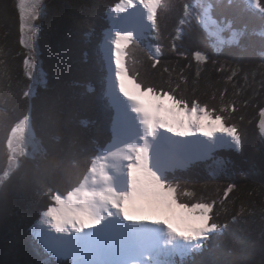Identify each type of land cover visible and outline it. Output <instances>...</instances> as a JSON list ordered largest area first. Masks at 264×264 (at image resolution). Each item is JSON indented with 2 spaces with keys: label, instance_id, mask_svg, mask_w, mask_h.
<instances>
[{
  "label": "trees",
  "instance_id": "trees-1",
  "mask_svg": "<svg viewBox=\"0 0 264 264\" xmlns=\"http://www.w3.org/2000/svg\"><path fill=\"white\" fill-rule=\"evenodd\" d=\"M49 1H41L33 61L34 65H39L38 72L42 69L47 73L42 83L30 86L28 80L24 86L18 82L17 67L22 57L15 52L14 46L22 34H16L0 18V264L66 262V259L59 261L44 253L31 237L32 226L40 216L41 207L48 204L50 207L52 194L65 195L75 185L74 180L86 170L97 149L111 139L113 106L106 100L104 86L101 87V76L105 78L106 74L100 64L103 61L100 43L110 24L109 10L117 5L121 12L125 9L128 12L133 0L123 8H119L118 0H51L50 3L61 2V13L51 10L50 6L43 8ZM170 3L171 0H162L155 12V26L159 28L160 39L150 38L154 25L149 21V25L145 24L147 31L144 36L132 37L124 48L123 65L127 75L144 87L164 85L165 90L166 82L171 79L174 88L176 83L180 85L174 92L177 97L183 95L188 101L198 99L216 107L221 106L220 94L223 92L225 103L236 101L235 122L240 123L246 136L244 156L232 152L221 155L231 158L237 167H246L248 158L259 161L264 153V145L257 136L259 108L264 107V61L260 59L264 40L259 35L264 28V20L253 11L242 12V0H233L231 7L217 9L216 15L218 18L235 17L237 26H248V53L243 58L228 50L218 55L210 46L205 31L192 21L193 27H185L182 38L175 41L185 53V56L178 57L170 46L182 12L178 11V3L175 8L170 7ZM138 10L136 7L137 13ZM55 16L62 18L64 27L55 30L52 22ZM46 18L50 23L43 27L42 21ZM43 37H48L50 46L43 44ZM148 41L163 48L160 63L155 68L152 67ZM29 50L32 48L20 45L19 51L26 56L23 62L30 60ZM198 50L206 53L209 59L198 63L192 55ZM47 60L49 65H45ZM212 61L218 63L213 64ZM237 64L240 67H236ZM165 67L168 72L164 71ZM198 67L199 76L196 74ZM181 75L185 79L181 80ZM38 86L39 89L36 88ZM33 88L36 92H31ZM45 90L55 91L56 97L51 95L45 106L37 109V114L42 116L38 122L33 120L30 98ZM29 91L32 95L26 96ZM24 92L23 96L28 97V110L24 112L38 149L30 158L18 157L8 169L6 157L10 152L6 145L22 112L16 108L19 105L17 99H20L16 94ZM245 99L252 102L244 106ZM241 115L242 122L239 120ZM209 172L207 166L200 165L177 173L181 185L194 193V196H180L181 202L189 204L202 199L211 202L216 195V185L229 182L236 185L224 207L217 201L213 208V219L220 224H229L223 234L213 237L211 246L219 243L220 247L215 248L212 254L206 252L195 259L206 264L209 261L216 264H264V172L247 178L236 175L216 180L209 178ZM5 179L8 182L3 184ZM43 188L49 191V199L46 197L45 201ZM233 217L235 222H232Z\"/></svg>",
  "mask_w": 264,
  "mask_h": 264
},
{
  "label": "snow or ice",
  "instance_id": "snow-or-ice-1",
  "mask_svg": "<svg viewBox=\"0 0 264 264\" xmlns=\"http://www.w3.org/2000/svg\"><path fill=\"white\" fill-rule=\"evenodd\" d=\"M128 2L118 0L121 7ZM161 2L141 0L148 10V20L154 25L150 33L152 40L161 38L155 26V12ZM177 3L182 14L170 46L175 55L185 56L175 41L182 38L185 27H193L192 21L205 31L210 46L218 55L228 50L243 58L248 53V26H237L235 17L218 18L216 15L217 9L231 7L233 0H171L170 7L175 8ZM41 5V0H19L18 3L21 32L31 29L32 33L27 41L22 37L21 43H28L34 54L38 26L25 21L32 13H36L32 19L39 18L37 9ZM116 9L117 5H113V10ZM249 10L264 20V0H242L241 11ZM116 35L113 43L119 55V49H126L131 33ZM259 35L264 40V28ZM148 45L155 68L160 63L163 48L150 41ZM192 55L198 63L209 59L199 50ZM260 59L264 61V48ZM164 71L169 69L165 67ZM39 73L46 78L47 73L42 69ZM196 74H200L199 67ZM166 83L167 90L164 85L144 87L126 73L119 77L121 92L131 101L132 111L141 126L139 135L127 145V153L123 156L127 161V188L84 194L90 198L99 196L102 201L99 204L94 199L73 197L68 203L60 202V206L42 212L30 234L44 253L55 259H68L71 264H206L195 257L206 252L212 254L220 247L219 243L211 246L213 237L223 234L229 224L217 223L212 216L213 208L217 201L223 208L236 185L232 182L216 185V195L211 202L202 199L189 204L181 202L180 196H194V193L181 185L177 173L205 165L210 169L212 180L236 175L247 178L264 172V153L259 161L248 158L246 167H237L231 158L221 155L232 152L244 156L246 131L242 132L240 123L235 122L236 101L225 103L223 92L220 107L201 103L198 99L188 101L183 95H174L179 83L175 88L171 79ZM251 102L245 99L243 104L247 106ZM259 116L257 136L264 145V107L259 108ZM239 120L243 121L242 115ZM235 219L233 217L232 222Z\"/></svg>",
  "mask_w": 264,
  "mask_h": 264
},
{
  "label": "rangeland",
  "instance_id": "rangeland-1",
  "mask_svg": "<svg viewBox=\"0 0 264 264\" xmlns=\"http://www.w3.org/2000/svg\"><path fill=\"white\" fill-rule=\"evenodd\" d=\"M50 2L51 0L48 2V5L43 8H47L48 6H50L51 10H55L58 12L60 11V13L63 11L61 2ZM18 3L19 0H0V18L5 21L6 26H9L10 29L13 28L16 34L21 32V30H19V23H21V21ZM136 7L139 8L138 12L144 19V22L139 13H137ZM41 9L42 5L39 9H37V11L41 13ZM35 14L36 13H32L29 16V19L25 21V23L39 25L38 22L40 21V18H31V16ZM148 15V10L141 3V0H133V2L129 4L128 12H126V9L122 12L119 9L109 10L111 25L109 29L105 30V37L102 41L103 45H101L102 54L104 55L106 61H100V64L104 69V74H106L107 71L109 72L111 70V73L107 77L106 93L108 97L106 98V100L108 102H111V104H114L112 138L108 139L102 146L97 149L96 153L89 160L86 170L80 174L79 179L77 177L76 180H74L76 181V186H72V189H70L67 194H65V196H54L52 194L49 199V191H46V189L43 188V192L46 195L44 197V201L47 197L51 202L50 204L53 203V206H60V202L68 203L72 200L73 197L78 200L94 199L95 202L99 204L102 203L99 196H93L90 198L88 196H85L84 194L86 192L100 193L106 191L108 188H113L116 191H124L127 188V161L123 159V156L127 153V145L129 143H132L135 137L139 135L141 126L138 123L136 114L132 111L133 105L131 101L121 92L120 89L119 77L125 75L126 73L123 65L124 48L119 49V55H117V50L114 46L113 41L117 39L116 34L121 32L131 33V38L139 35H144V33H146L147 31L145 24L149 25ZM119 18L120 20H118ZM117 20L118 22L115 24ZM52 22L55 30L59 29V27H64L63 20L62 18H59V16H55V19H53ZM49 23L50 21H48V19L46 18L44 21H42V26L46 27V24ZM20 34H22V36H20V40L23 37L25 41H27L28 36L32 34L31 29H27ZM20 40H15L14 46L15 52H18L19 56L22 57L21 60L18 61L17 67V69L19 70L17 75L18 82L24 86L28 80L30 82V86L35 83H42L44 81V75L38 72L39 65L37 66V64L34 65L33 63L36 56L33 52V49L28 51L30 52V60L27 62V64L26 62L22 61L23 57L26 56L25 54H23L22 56V52L19 51V47L22 44ZM7 42H9V40H7ZM42 42L43 44L46 43L50 46V40L48 39V37H43ZM23 45L28 46V43H25ZM112 60L114 61L115 66L112 63ZM45 65H49L48 60L47 62H45ZM115 68L116 72L114 71ZM53 82L55 85V79L52 80V83ZM102 86L103 77L101 76V87ZM36 88L39 89V86ZM36 88H33L31 92H36ZM51 90L38 91L37 95L34 98H30V101L33 103L31 104L33 120L39 122L42 116L39 113L37 114V109L39 107H44L47 100L50 99L51 95L56 97V90ZM31 92L29 91L28 93H26V96H29V94L32 95ZM24 94L25 92L22 93V95L21 93H19V95L16 94V96L20 97V99H17L16 103H18L19 105L16 108L18 111L22 112L18 119L19 123H17L12 129L11 135L10 137H8V145H6L7 149L10 152V154H8V156L6 157L8 169H10L11 166L18 160V157L30 158L36 153L38 149V145L36 143L37 141L33 138L32 129L30 128L25 116L24 111L28 110V108L26 107L28 97L23 96ZM45 117H47V115ZM6 180L7 179L3 180L2 183L4 184ZM3 195L4 194H2V196ZM47 206L45 208L41 207L40 216L42 212L47 210ZM50 207H52V205ZM110 207L111 206L109 205V208ZM40 216L38 217V219L40 218Z\"/></svg>",
  "mask_w": 264,
  "mask_h": 264
}]
</instances>
